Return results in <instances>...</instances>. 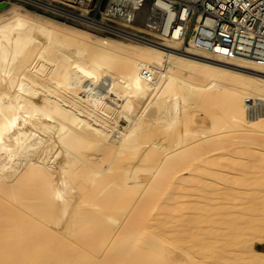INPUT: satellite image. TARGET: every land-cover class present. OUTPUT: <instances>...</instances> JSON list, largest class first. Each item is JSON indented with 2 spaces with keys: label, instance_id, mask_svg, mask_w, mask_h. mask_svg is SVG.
<instances>
[{
  "label": "bare ground",
  "instance_id": "obj_1",
  "mask_svg": "<svg viewBox=\"0 0 264 264\" xmlns=\"http://www.w3.org/2000/svg\"><path fill=\"white\" fill-rule=\"evenodd\" d=\"M70 10L0 0V264H264V67Z\"/></svg>",
  "mask_w": 264,
  "mask_h": 264
},
{
  "label": "built area",
  "instance_id": "obj_2",
  "mask_svg": "<svg viewBox=\"0 0 264 264\" xmlns=\"http://www.w3.org/2000/svg\"><path fill=\"white\" fill-rule=\"evenodd\" d=\"M82 1L83 4L81 0L78 3L84 9L77 6V11L64 14L80 20H100L98 12L92 13L95 6L101 7L105 0ZM150 4L160 27L167 19V8L180 12L183 5H189L184 19L186 27L182 31L187 43L195 38L197 47L202 50L222 46L225 52L217 54L238 63L264 67V0H150Z\"/></svg>",
  "mask_w": 264,
  "mask_h": 264
},
{
  "label": "rangeland",
  "instance_id": "obj_3",
  "mask_svg": "<svg viewBox=\"0 0 264 264\" xmlns=\"http://www.w3.org/2000/svg\"><path fill=\"white\" fill-rule=\"evenodd\" d=\"M62 1L64 4L66 5H69V6H73V7H77L79 6L82 9H84L83 6H80V4L78 3V0H60ZM106 5H107V0L104 1V3L101 5V7L98 8V6L96 5L95 7V12L92 13V15L96 12H98V16L97 18L98 19H102L104 16H103V12H105V8H106ZM100 9V10H99ZM95 15V14H94Z\"/></svg>",
  "mask_w": 264,
  "mask_h": 264
}]
</instances>
